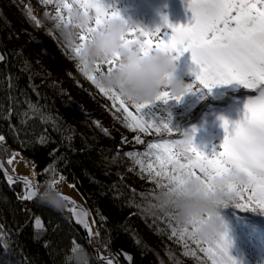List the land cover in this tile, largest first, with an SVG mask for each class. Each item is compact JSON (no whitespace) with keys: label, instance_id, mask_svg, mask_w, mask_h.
<instances>
[{"label":"trees","instance_id":"obj_1","mask_svg":"<svg viewBox=\"0 0 264 264\" xmlns=\"http://www.w3.org/2000/svg\"><path fill=\"white\" fill-rule=\"evenodd\" d=\"M112 5L128 27L146 31L136 17L118 9L117 2ZM55 13L52 3L45 5L41 0H0V55L4 57L0 61V135L5 137L0 143V159L14 174L7 159L13 151H20L34 169L38 192L47 181L60 176L75 184L89 212L92 245L116 264H126L123 253L133 258L132 264H212L200 247L188 240L186 249L185 242L172 234L170 225L175 221L150 207L157 203L153 197L161 189L126 155L122 162L138 175L145 174L138 180L143 192L132 191L122 182L114 140L90 121L65 90L76 92L71 72L94 85L77 68L55 28ZM95 91L99 96H81L87 110H93L97 97H106L96 87ZM220 144L208 149L207 157L218 152ZM23 193L21 184L9 187L0 173V236L9 243L6 250L0 248V264H64L68 257L76 264L77 253L84 254L81 261L98 264L80 229L63 209L55 210L38 199L23 201L18 198ZM223 208L233 216L232 211L254 214L231 204ZM223 208L218 209L220 214ZM37 217L43 225L40 231L35 230ZM250 222L254 229L264 231V219ZM139 226L149 230L157 249L144 246L136 233ZM72 241L82 250L73 254ZM248 261L243 258L240 264H250Z\"/></svg>","mask_w":264,"mask_h":264},{"label":"snow or ice","instance_id":"obj_2","mask_svg":"<svg viewBox=\"0 0 264 264\" xmlns=\"http://www.w3.org/2000/svg\"><path fill=\"white\" fill-rule=\"evenodd\" d=\"M41 2L47 5L53 0H41ZM73 8H78L85 14H92L94 18V22L80 32L77 42L68 40L61 34L66 48L76 61L77 68L112 102L116 111L123 116L127 128L138 129L141 132H147L151 128H155L157 132L163 129L171 134L173 130L168 124L154 126L145 122L139 114L151 102L167 103L170 99L178 102L182 95L193 91V85L186 86L181 96H174L164 90L153 100L144 103H128L116 91L104 88L98 82L97 74L105 69V66L106 69L114 67L115 61L119 59V53L107 65H97L94 70H89L81 59V52L85 42L92 35L103 29L108 22L121 18L115 12L109 14L99 0H56V13L52 19L58 31L61 32V29L69 24ZM189 8L193 20L189 26L171 27L167 25L165 19V25L172 30L170 37L159 35V29L149 33L139 27H128L121 37V48L129 51L136 49L141 56L153 53L182 55L184 52H190L192 63L198 69L195 77L200 87L211 90L221 85L235 83L257 94L247 99L239 120L229 125L228 121L221 118V126L225 130L224 139L220 150L211 158L193 148L192 134L195 129H191L189 132L179 133L182 139L148 145L150 152L144 155L155 156L159 162L158 168L154 169L149 164L145 169L141 159H137L136 162L141 165V172H147L148 179L161 189L160 195L183 185L189 179L200 181L207 194L215 191V181L218 178L236 174L239 179L224 187L228 195L233 197L230 204L240 211H258L264 214V0H189ZM63 13H66V17ZM29 18H32L30 9ZM2 60L4 57L0 55V61ZM126 105H131L136 114L130 112ZM4 139L5 137L0 135V142ZM140 142L137 139V143ZM181 144L187 146L185 155L178 153V146ZM128 155L132 156L131 153ZM181 157L186 162H181ZM11 162L9 160V163ZM47 171L46 168L45 172ZM60 179L63 180L64 177L61 176ZM13 182L12 178L8 177V183ZM58 182L49 180L45 188L54 189ZM23 183L26 190L22 197L18 198H22L23 201H33L37 197L38 189L34 188L27 179ZM160 195L153 197L157 203L150 207L163 212L164 205L159 198ZM64 199L67 200L66 197ZM70 211L78 224L85 225L87 213L77 211L74 206ZM165 215L170 221H174L171 213ZM199 223V219H194L191 227L176 223L170 227L172 234L185 242L186 249L187 241L190 240L205 252L212 264H236V261L228 255L230 242L225 238V232L212 238L202 239L196 230V225ZM42 229L43 225L37 217L35 230ZM88 231L91 237V229ZM96 236H99L98 232ZM72 244L73 254L82 250L76 241H72ZM204 245L208 247L205 248ZM8 246V239L0 236V248L6 250ZM125 259L132 264L131 256H125ZM100 262L114 264L112 259L106 257H98V264ZM64 264H72L71 257H68ZM80 264H88V261L82 260Z\"/></svg>","mask_w":264,"mask_h":264},{"label":"rangeland","instance_id":"obj_3","mask_svg":"<svg viewBox=\"0 0 264 264\" xmlns=\"http://www.w3.org/2000/svg\"><path fill=\"white\" fill-rule=\"evenodd\" d=\"M113 1L119 4L118 9L123 8L128 14L136 17V20L147 32L153 33L159 29L158 34L164 37L172 35L171 27L189 26L193 22L189 0H99L109 14L114 12ZM52 4L56 9V0H53ZM165 19L167 25L171 27L165 25ZM173 56L177 62V70L174 75L181 79L186 86L193 85V91L182 95L178 102L175 99H170L167 103L151 102L139 114L145 122L154 126H159L162 123L168 124V127L173 130L171 134L163 129L157 132L155 128H151L147 132H140L127 128L123 116L116 111V107L107 97H97L93 110H87L82 103L81 96L91 95L94 97V95L99 96L100 93L95 91V86H89L86 79L72 74L70 69L69 78L72 79L76 92L65 88L68 95L89 115L90 121L97 128L114 140L119 152L117 162L121 180L135 192H143V187L138 183V180L140 176L145 177V174L138 175L130 164H124L121 160L124 155L130 157L128 154L131 153V157H135L133 158L135 161L141 159L145 169L149 164L154 169L158 168L159 162L155 156L144 155V153L150 152L148 145L182 139L180 134L195 129L192 134V146L196 151L207 156L208 149L213 150V146L222 143L224 139L225 130L221 126V118L228 121L229 125L239 120L247 99L257 94L235 83L221 85L211 90L204 89L196 83L195 73L198 69L192 63L191 53L184 52L182 55L173 53ZM42 65L49 70L45 63ZM126 107L134 115L136 114L131 105H126ZM137 139L141 142L137 143ZM128 159L131 161V158ZM9 160L12 162L9 163ZM181 162L186 161L181 157ZM7 165L14 174L32 182L35 180V172L30 161L20 151L12 152L11 157L7 159ZM60 177L55 179L59 181L55 188L61 194L82 204L83 198L76 185L71 184L66 178L61 180ZM22 188L24 191V186ZM223 210L224 212L219 214L225 224V238L230 242L228 255L236 261V264H240L243 258L249 259L250 264H264V231L252 228L250 222L253 218L264 219V214L252 211L251 213L254 214L249 216L250 214L244 215L232 211L235 214L233 216L230 215V212H226L228 209L223 208ZM148 231L143 226L136 227V233L144 246L155 250L157 247Z\"/></svg>","mask_w":264,"mask_h":264},{"label":"clouds","instance_id":"obj_4","mask_svg":"<svg viewBox=\"0 0 264 264\" xmlns=\"http://www.w3.org/2000/svg\"><path fill=\"white\" fill-rule=\"evenodd\" d=\"M93 22L92 14L73 8L71 20L61 29V34L66 39L77 42L80 32ZM127 28L128 25L123 20H112L92 35L83 46L81 59L89 70H94L97 65H107L119 53L114 67L103 69L97 74L101 86L116 91L128 103L151 101L164 90L174 96H181L186 85L174 75L177 62L173 54L153 53L141 56L136 49H122L121 37ZM186 147V144L179 145L178 153L185 155ZM237 179L239 177L236 174L220 177L215 181V191L207 194L200 181L189 179L183 185L160 195L164 205L162 211L171 213L175 223L180 226L191 227L192 221L199 219L196 230L202 239L217 236L225 232V224L218 209L229 205L233 199L224 187ZM37 197L40 203L55 210L64 207V196L56 188H44L37 193ZM83 256V253H77L76 264H80Z\"/></svg>","mask_w":264,"mask_h":264},{"label":"water","instance_id":"obj_5","mask_svg":"<svg viewBox=\"0 0 264 264\" xmlns=\"http://www.w3.org/2000/svg\"><path fill=\"white\" fill-rule=\"evenodd\" d=\"M66 92H67V90H66ZM0 173L2 174V176H3V178H4L5 182H6V184L9 187H11L15 183H19L22 186H24V188H25V185H24L23 181L26 178L20 177L18 175H15V174H12L11 172H9L1 159H0ZM8 177H11L12 180L14 181L12 184H9L8 183ZM28 181H30V180H28ZM30 182L32 183L33 187L36 188L35 185L33 184V182L32 181H30ZM25 190L26 189H24V192H25ZM62 195L67 198V200H65L64 207L62 208L63 211L72 220L73 224L80 229V231H81V233L83 235L84 241H85L86 245L89 247V249L91 250V252L93 253L96 261L98 262V257H106L108 259H112L113 260L112 257L105 256L104 254H102L98 249H96L92 245V243H91V237L89 236V231H88L89 229H91V233H92L91 224L89 222V212H88V210L81 203L74 201L72 198H70V197H68V196H66L64 194H62ZM35 199H38V197H36ZM68 201H71V203H68ZM73 206L75 207V209L77 211H83V212L87 213V216L85 217V225L86 226L85 225L78 224L76 222V220L74 219L73 214L70 211V209L73 208ZM125 256H129V255H127L125 253L121 254V257H122L123 261L126 264H129V261L127 259H125ZM113 262H114V264H116L114 260H113ZM100 263L103 264V262H100Z\"/></svg>","mask_w":264,"mask_h":264}]
</instances>
